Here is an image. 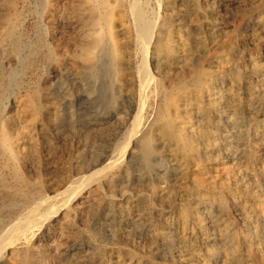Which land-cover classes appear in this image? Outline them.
Listing matches in <instances>:
<instances>
[{"label":"bare ground","instance_id":"bare-ground-1","mask_svg":"<svg viewBox=\"0 0 264 264\" xmlns=\"http://www.w3.org/2000/svg\"><path fill=\"white\" fill-rule=\"evenodd\" d=\"M0 264H264V0H0Z\"/></svg>","mask_w":264,"mask_h":264},{"label":"rangeland","instance_id":"rangeland-1","mask_svg":"<svg viewBox=\"0 0 264 264\" xmlns=\"http://www.w3.org/2000/svg\"><path fill=\"white\" fill-rule=\"evenodd\" d=\"M69 110L70 111H73V112H78L79 109L81 108L80 105H73L72 103L69 105ZM121 133V134H120ZM115 141L118 142L120 141L122 138H123V134H124V131H116L115 133ZM118 134V136H117ZM82 137V139H81ZM81 137L77 138V139H73V138H70L69 139V143L67 145V149L65 151H58L57 153H55L52 157V159L50 160V167L53 171L56 170V171H53L54 173H56V175L60 176L62 175L65 171H67L69 168L68 167H71L72 165L74 164H77L79 162H83V163H88V159L91 158V156L93 154H95L96 152L93 151V153H91L89 150L86 149V140H88L87 137H89L88 133H84V135H82ZM122 137V138H121ZM117 139V140H116ZM80 142V143H79ZM85 142V143H84ZM96 148V147H95ZM74 149V151H73ZM76 150V151H75ZM82 150V151H81ZM62 152V153H61ZM78 152V153H77ZM77 154V155H76ZM79 154V155H78ZM83 154V156H82ZM88 154V156H87ZM90 154V155H89ZM74 155V156H73ZM76 156V157H75ZM78 156V157H77ZM70 158V159H69ZM80 159V160H79ZM83 161H82V160ZM73 160V161H72ZM75 160V161H74ZM53 162V164H52ZM55 163V164H54ZM57 165V166H55ZM64 165V166H63ZM55 166V167H54ZM73 167V166H72ZM124 166L121 165V167H117L116 169H113V171H111V173H109V176H116L118 179L122 180L123 181V184L126 182L128 183V177H122L123 174H121L122 170L124 169L123 168ZM119 169V170H118ZM119 171V172H118ZM52 172V174H54ZM61 173L59 175V173ZM55 175V174H54ZM129 175V174H128ZM127 175V176H128ZM121 177V178H120ZM126 184L122 185L125 187ZM115 191V192H114ZM115 196H118L119 192H117L116 189H113V192H112Z\"/></svg>","mask_w":264,"mask_h":264}]
</instances>
